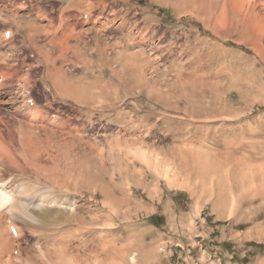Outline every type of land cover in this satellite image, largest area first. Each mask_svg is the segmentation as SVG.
<instances>
[{
  "label": "rangeland",
  "instance_id": "1",
  "mask_svg": "<svg viewBox=\"0 0 264 264\" xmlns=\"http://www.w3.org/2000/svg\"><path fill=\"white\" fill-rule=\"evenodd\" d=\"M255 2L0 0V32L38 26L52 56L43 65L24 29L13 46L0 35V68L18 71L0 81V145L15 157L0 154V184L18 199L0 208V264H264ZM26 72L49 128L27 125Z\"/></svg>",
  "mask_w": 264,
  "mask_h": 264
},
{
  "label": "bare ground",
  "instance_id": "2",
  "mask_svg": "<svg viewBox=\"0 0 264 264\" xmlns=\"http://www.w3.org/2000/svg\"><path fill=\"white\" fill-rule=\"evenodd\" d=\"M236 2L237 3H239V4H242V3H244V6H247V5H251V4H253V5H255L256 6V2H255V0H236ZM243 6V5H242ZM254 6V7H255ZM22 9H25L23 6H20ZM253 7V6H252ZM253 7V8H254ZM251 8V7H250ZM249 8V9H250ZM253 8H251V9H253ZM257 8V7H256ZM248 10V9H247ZM254 11H256V10H254ZM250 12H252L253 13V11L252 10H248V13H250ZM88 16V17H90V15L92 16V13H89V12H86V13H84V16ZM245 15V14H244ZM249 15V14H248ZM257 15H259V14H257ZM255 17H257V16H255ZM259 17V16H258ZM264 17V16H263ZM260 18V17H259ZM4 20H7L6 18H3ZM261 19V18H260ZM13 21H15V26H16V31L14 30H12L10 27L7 29V30H4V31H2L3 33H1L0 32V35L2 34V39H5L4 41L6 42V43H8L9 42V45H11V46H13V38H14V32H17V30H22V29H24L25 30V35L23 36V38H24V40L25 41H27V43H29V45L31 44V45H34V47L36 48V50H37V53H38V55L39 56H43L44 57V61H45V64H43V65H45V66H48L49 64H50V62H51V57L49 56V54L48 53H45L44 51H43V48L42 47H40L39 45H37L36 43H34L35 41V38H36V35H37V33H39V27L37 26V27H33V26H31V25H29V24H26V25H21L20 23H19V20L18 19H16V20H14V19H12V22ZM263 22V21H262ZM14 23V22H13ZM72 25V24H71ZM260 25V24H259ZM69 27H71V26H69ZM39 28V29H38ZM72 28V27H71ZM70 28V29H71ZM39 30V31H38ZM42 31H43V29H42ZM7 32H9L10 33V37L7 39V38H5V36H6V33ZM1 37V36H0ZM57 37V36H56ZM67 34L65 33L64 34V40H66L67 38ZM70 40V39H69ZM10 46V47H11ZM70 46H72V45H70ZM69 47V46H68ZM6 50V49H5ZM63 51H64V46H63ZM62 51V52H63ZM3 53H6V52H4V51H1L0 50V56H2V54ZM82 54V53H81ZM53 55V54H52ZM62 55V54H61ZM64 55V54H63ZM57 60V59H56ZM53 63H56V61L54 60L53 61ZM46 68V67H45ZM59 69V68H58ZM13 74H18V71H17V67L12 71V72H9V71H7V69L5 68V69H1L0 68V81H3V82H5L6 80H9V79H12V77H13ZM29 73H24L23 75H21L18 79H17V81H15V89H16V91L17 92H19V94H20V100H21V103H22V106H21V109H23V110H28V109H30V111H32V116H31V118H30V120L31 121H29V123H27V125H28V127H30V128H33V127H35V126H39V127H44V126H47L46 125V123H45V121H44V117L46 116L45 114H46V111H43V108H41V106L39 105V103L38 102H35L34 101V99L32 98V96H31V89H32V87H31V85H30V82H29ZM31 81V80H30ZM62 82V81H61ZM62 84V83H61ZM5 85V83H3V85L2 86H4ZM63 89H65V87H63ZM117 90V89H116ZM59 95L60 96H63V90H62V88L61 89H59ZM57 93V94H58ZM9 99H10V101H11V98L10 97H8ZM2 101H4V100H2ZM8 102V104H10L11 102ZM41 113H42V115H41ZM44 116V117H43ZM56 118H54V120H55ZM50 121H52V119H50ZM36 124H38V125H36ZM48 127V126H47ZM57 127H58V125H57ZM45 128V127H44ZM49 128V127H48ZM51 129V128H50ZM56 131V130H55ZM62 132H65V131H62ZM69 133V132H68ZM202 138V137H201ZM39 143H40V141H38ZM26 147V146H25ZM45 147V146H44ZM44 149V148H43ZM136 149V148H135ZM141 149V148H140ZM133 152V151H132ZM39 153V152H38ZM0 154L1 155H6V156H8V157H10V159L12 160V159H14L15 157H13L12 156V154H11V149L9 148V149H4L3 148V146H1L0 145ZM22 157H23V155L22 154H20ZM36 156H40V154H37ZM15 160V159H14ZM197 177V176H196ZM0 187H3L4 189H0V208H2V207H4L7 203H8V201H9V199L11 198V201L10 202H12L13 201V199H14V197H17L16 195L14 196V192L12 191V190H8L5 186H3V184H0ZM8 191H10V192H8ZM34 195V194H33ZM18 201V199H16V201H13V204L15 203V202H17ZM23 201V200H22ZM22 201H21V204H22ZM25 204L26 203H24V207L23 208H25ZM12 205V203L11 204H9V206H11ZM19 206V205H18ZM20 207V206H19ZM23 208H21V209H23ZM6 223V222H5ZM7 224V223H6ZM11 225H13L12 227H14L16 230L18 229V232L20 233V231H19V228H18V226L14 223V224H11ZM11 225H7V226H5V231H7L8 233L10 232L11 233V231H10V226ZM17 226V227H16ZM13 233H11V238L12 237H14L13 235H12ZM5 237V236H4ZM10 238V237H9ZM10 238V239H11ZM7 239V238H6ZM10 239H8L7 240V242L9 243V245H10V248H11V242L13 243V241L12 240H10ZM6 242V241H5ZM4 242V243H5ZM3 248H5V249H7V246H3ZM4 260V259H3Z\"/></svg>",
  "mask_w": 264,
  "mask_h": 264
}]
</instances>
